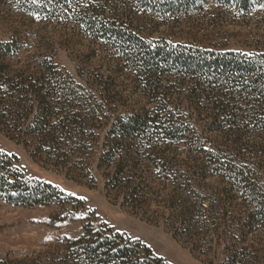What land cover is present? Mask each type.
<instances>
[{"label":"trees","instance_id":"1","mask_svg":"<svg viewBox=\"0 0 264 264\" xmlns=\"http://www.w3.org/2000/svg\"><path fill=\"white\" fill-rule=\"evenodd\" d=\"M39 1L49 19L57 14L101 46L109 65L88 78L79 71L87 93L48 57L28 56L15 70L29 47L0 39V131L76 179L89 175L84 159L107 125L98 169L109 198L151 223L171 222L199 254L218 243L220 264H264V52L151 37L150 26L171 28L222 0ZM255 1L227 0L245 12ZM125 82L145 105L122 94ZM17 163L0 151L5 202L83 204L29 180ZM60 245L4 264H168L144 243L91 223Z\"/></svg>","mask_w":264,"mask_h":264},{"label":"rangeland","instance_id":"2","mask_svg":"<svg viewBox=\"0 0 264 264\" xmlns=\"http://www.w3.org/2000/svg\"><path fill=\"white\" fill-rule=\"evenodd\" d=\"M40 4L39 0H0V39H20L29 47L21 56L22 63H15V70L25 69L24 64L31 62H27L28 56L38 59L48 57L77 84L85 87L87 93L91 92L86 83L87 73L108 64L99 53L101 46L79 33L76 25L59 20L57 14L49 19L47 12L36 8ZM201 8L195 10L197 12L191 17L171 24V28L157 29V33L150 26L154 33L151 37L171 34L170 38L175 42L219 47L228 45V50L242 53L264 52V0H256L248 12L230 6L227 0L218 3L208 1ZM147 34V38H151ZM79 71L88 77L79 76ZM123 90L122 94L130 98L135 107L146 104L145 99L134 93V84L125 82ZM106 126L103 124L96 132L93 151L84 159L89 175L77 176L76 179H72L71 173L72 177L68 175L67 168L55 166L50 158L33 155L36 147L30 149L0 131V151L15 156L18 168L29 180L51 183L65 195L83 203L65 205L54 202L48 206L27 207L9 204L0 198V264L61 248L60 242L65 239L80 238L88 223L96 230L110 228L144 243L168 264H220L223 257L218 243H214L210 250L205 249L204 254H199L191 249L189 241L175 237L176 231L171 222L160 220L151 223L122 207L114 197L109 198L105 190V170L98 169L108 130ZM208 183L211 188L219 186L218 180L211 179ZM261 183L264 186V181ZM154 209L157 207L154 206Z\"/></svg>","mask_w":264,"mask_h":264}]
</instances>
